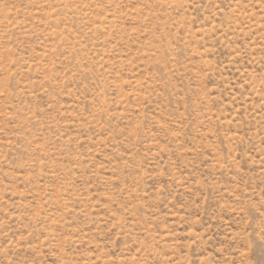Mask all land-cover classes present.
<instances>
[{"label": "rangeland", "instance_id": "rangeland-1", "mask_svg": "<svg viewBox=\"0 0 264 264\" xmlns=\"http://www.w3.org/2000/svg\"><path fill=\"white\" fill-rule=\"evenodd\" d=\"M0 264H264V0H0Z\"/></svg>", "mask_w": 264, "mask_h": 264}]
</instances>
